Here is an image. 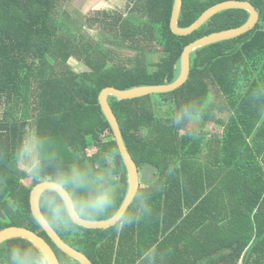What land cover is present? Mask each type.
<instances>
[{"label": "trees", "instance_id": "obj_1", "mask_svg": "<svg viewBox=\"0 0 264 264\" xmlns=\"http://www.w3.org/2000/svg\"><path fill=\"white\" fill-rule=\"evenodd\" d=\"M63 0H0V232L24 227L52 247L61 264H80L59 250L37 222L35 186L73 166L106 173L118 202L128 171L99 102L114 88L128 91L175 83L185 48L204 36L245 25L251 14H217L189 36L171 29L175 0H129L127 14L89 17L103 40L76 35L64 20ZM230 0H183L179 26L188 28L209 8ZM251 2L261 20L250 33L199 49L180 90L135 101L109 99L128 152L141 169L160 175L142 182L130 219L107 230L76 223L52 227L93 264H264V0ZM130 51L134 56L125 55ZM159 54L152 65L148 56ZM85 65L79 74L70 62ZM189 109L179 125L178 110ZM222 117H219V115ZM201 119L221 135L194 131ZM38 140L36 162L26 167L28 138ZM91 186L79 189L86 194ZM108 214L85 218L108 220ZM14 240L0 248V264Z\"/></svg>", "mask_w": 264, "mask_h": 264}, {"label": "water", "instance_id": "obj_2", "mask_svg": "<svg viewBox=\"0 0 264 264\" xmlns=\"http://www.w3.org/2000/svg\"><path fill=\"white\" fill-rule=\"evenodd\" d=\"M182 8H183V0H175L172 20H171V29L173 33L177 36L192 35L194 32L198 31L201 27H203L211 18H213L217 14L229 10L247 11L248 13L251 14V18L250 20H248V22L245 25L204 36L201 39L188 45L185 48V51L181 58L180 77L175 83L171 85L158 86V87H141L128 91H120L114 88H108L101 93L99 97L100 106L109 125L111 126L113 135L116 138L119 151L123 157V160L125 162L128 171L129 187L132 190H135L136 188L140 190L142 182L145 184H151L155 182L158 179L160 172L155 166L150 167L146 165L141 169L137 166L133 157L126 148L119 122L109 104V99L115 98L119 101H135L155 95L171 94L180 90L182 87H184L187 84L190 78L191 57L194 53L199 51V49L208 47L210 45L232 40L241 35L250 33L258 26L261 20V14L259 10L251 2L230 0L219 3L209 8L190 27L181 28L179 26V19ZM56 187L57 185L52 181H45L34 187L30 197L32 214L37 220V222L44 229V231L51 238V241L55 244V246L59 250H61L64 254L68 255L70 258H72L73 260L77 261L80 264H93L86 257L85 254L74 249L63 240L61 235H59L56 232V230L48 222V220L46 219V217L42 212L41 198L43 194L47 192L49 189H53ZM64 199L65 200L69 199L66 193L64 194ZM130 199L131 196L129 195L128 200H124L125 205L128 204ZM131 205L132 204H129V207ZM73 215L75 216L76 214L73 213ZM0 218L6 219L5 212L2 211L1 208H0ZM76 224L89 230H107L112 227H115L118 223H115V220L113 218H110L108 220L93 221V220H87L85 218L76 217ZM20 238H22V240L28 241L37 250L41 251L46 257L48 264H61V262H59L57 258L56 253L54 252L52 247L44 240V238L38 235L36 232L24 227L14 226L1 231L0 248L6 243L14 240H20Z\"/></svg>", "mask_w": 264, "mask_h": 264}, {"label": "clouds", "instance_id": "obj_3", "mask_svg": "<svg viewBox=\"0 0 264 264\" xmlns=\"http://www.w3.org/2000/svg\"><path fill=\"white\" fill-rule=\"evenodd\" d=\"M188 113V108L176 111L172 123L179 125ZM52 182L57 187L45 193L44 207L51 221L65 228L73 226L76 217L90 218L101 214H108L115 223L122 224L126 219H130L132 209L129 204H135L138 199L144 198L142 191L129 187L124 198L128 200L129 195L131 196L128 204L118 202L115 192L107 184L106 173L91 176L87 169L77 166L59 173ZM85 185L91 186L90 191L80 194L79 189ZM65 193L69 197L68 200L64 199ZM10 264H48V261L39 250L20 248L12 250Z\"/></svg>", "mask_w": 264, "mask_h": 264}, {"label": "rangeland", "instance_id": "obj_4", "mask_svg": "<svg viewBox=\"0 0 264 264\" xmlns=\"http://www.w3.org/2000/svg\"><path fill=\"white\" fill-rule=\"evenodd\" d=\"M129 0H63L62 9L64 15V20L69 25V27H75L74 33L82 38L89 40H103L104 36L101 34V30L97 25H93V22L89 20V17L96 14L98 11H116L123 13L125 16L127 14ZM134 56L130 51L126 52L125 55ZM148 62L152 65H156L160 62V55L156 54L148 56ZM82 65V64H81ZM70 66L79 74H84L88 72V69L82 65H78L74 60L70 62ZM219 115V113H218ZM222 117V115H219ZM191 130L201 131L210 135H221V128L215 126L214 124H209L204 126L201 119L195 120L191 126ZM37 145L38 140L34 133H31L28 138V159L25 163L26 167L33 166L36 162L37 156Z\"/></svg>", "mask_w": 264, "mask_h": 264}, {"label": "crops", "instance_id": "obj_5", "mask_svg": "<svg viewBox=\"0 0 264 264\" xmlns=\"http://www.w3.org/2000/svg\"><path fill=\"white\" fill-rule=\"evenodd\" d=\"M78 65H80L81 67H82V65H81V63H79L78 61H76V60H74ZM72 62V61H71ZM85 66V65H84ZM86 67V66H85ZM87 68V67H86ZM86 73V72H85Z\"/></svg>", "mask_w": 264, "mask_h": 264}]
</instances>
